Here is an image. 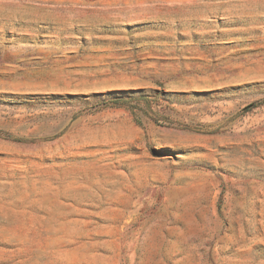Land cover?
Here are the masks:
<instances>
[{
  "label": "rangeland",
  "instance_id": "obj_1",
  "mask_svg": "<svg viewBox=\"0 0 264 264\" xmlns=\"http://www.w3.org/2000/svg\"><path fill=\"white\" fill-rule=\"evenodd\" d=\"M0 264H264V0H0Z\"/></svg>",
  "mask_w": 264,
  "mask_h": 264
}]
</instances>
